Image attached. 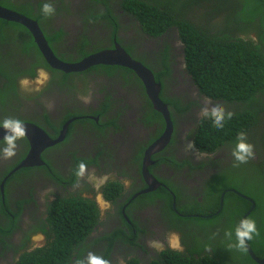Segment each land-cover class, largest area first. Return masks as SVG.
Returning <instances> with one entry per match:
<instances>
[{
  "label": "flooded vegetation",
  "instance_id": "af4514ba",
  "mask_svg": "<svg viewBox=\"0 0 264 264\" xmlns=\"http://www.w3.org/2000/svg\"><path fill=\"white\" fill-rule=\"evenodd\" d=\"M39 1L40 14L46 2L55 8L54 15H43L40 27L57 59L78 61L85 53L97 51L96 45L106 49L118 43L130 48L129 54L142 61L152 73H164L168 69L159 82L161 96L178 101L181 106H190L179 112L160 96L171 114L172 133L163 149L149 154L145 165L148 174L143 173L145 151L164 128L161 129L160 119L151 115L155 110L135 73L123 67L96 65L65 73L64 77V73L43 59L47 65L44 64L35 49L22 51L21 33L14 29L2 30V121L13 116L23 124L37 125L52 139L63 135L60 141L41 151L42 165L15 170L30 149L26 137L17 141L14 157L0 158V227L5 228L13 212H18L15 228L0 235V260L4 257L1 264H11L23 251L42 246L45 234L34 229L38 226L47 229L50 204L71 196L90 199L98 209L97 223L83 244L84 259L89 252L102 257V251L108 246L104 237L112 238L115 231L118 235L112 239L107 257L110 264H125L130 258L146 262L167 247L184 251L192 243L193 227L189 230L182 220L175 219V215L189 216L178 208L214 199L225 179L243 182L250 179L251 168L264 160L258 144V127L246 132L247 141L254 145L257 155L245 164L234 166L232 143L203 150L195 133L205 100L211 101L209 107L230 104L213 100L199 91L187 70L185 43L175 26L157 35L144 31L139 18L124 6V0H36ZM171 1L180 4L176 7L178 13H185L192 23L213 29L217 28L216 21L230 12L224 4L219 5L220 0ZM107 8L111 12L108 17L93 18L104 15ZM33 9L36 13L38 6L34 5ZM15 38L19 39L18 43ZM82 96H90V102L85 103ZM161 119L164 122L162 115ZM3 146L2 138L0 148ZM81 162L87 170L83 178H78L76 172ZM253 163L256 165L252 166ZM108 183L116 184L106 188ZM150 184L155 186L151 190ZM118 187L120 192L116 193ZM231 189L222 190L219 199ZM169 195L174 197V202L176 195L179 197L172 207L167 204ZM208 212L191 215L207 219L217 211ZM35 235L38 239L34 241ZM97 237L100 239L95 242ZM40 239L43 242L34 246ZM132 239L130 244L128 240ZM153 240L162 243L161 250L149 245Z\"/></svg>",
  "mask_w": 264,
  "mask_h": 264
},
{
  "label": "trees",
  "instance_id": "16d2710c",
  "mask_svg": "<svg viewBox=\"0 0 264 264\" xmlns=\"http://www.w3.org/2000/svg\"><path fill=\"white\" fill-rule=\"evenodd\" d=\"M21 1L0 0V5L36 20L40 27V20L43 17V13L39 12L41 1ZM165 1L124 0V6L139 18L142 29L152 35L160 34L171 25L175 26L185 43L187 70L199 91L213 100H223L230 104L224 108L226 112H232L233 116L225 121L222 129L214 127L211 119H201L195 133L198 145L206 151L225 142L235 145L239 132L246 133L250 128L258 127V144L264 157V0L232 2L220 0L219 5L224 4V8H230V12L216 21L215 29L208 28L202 23H192L186 18L185 13H178L171 0ZM34 5L38 6L36 13L33 9ZM107 14H111L108 8L104 15L93 18L108 17ZM6 29L17 30L24 36L22 51L29 52L32 48L41 56L26 28L18 23L0 19L1 39L4 38L2 30ZM54 38L56 36L50 40ZM14 41L18 43L19 39L15 38ZM98 49H101L100 45L94 48V50ZM125 49L130 52V48L125 47ZM87 54L85 53L84 56ZM41 60L46 64L42 56ZM99 66L109 68L104 65ZM118 67L120 66H116ZM122 69L132 72L128 68ZM165 72H154L155 80L160 82L161 75ZM63 76L67 75L64 73ZM161 95L162 93H159V96ZM161 97L179 112L185 111L190 106L189 104L181 106L178 101ZM170 112L172 113L171 110ZM151 115H156L160 119L163 129L165 124L160 113L154 111ZM3 118L4 116L0 117V121ZM255 165L256 163L252 164ZM249 178L247 182L235 178L225 179L222 186L216 190L214 199L211 198L205 204L194 200L196 203L178 208L189 216L175 215V219L182 220L189 230L193 227V231L190 230L192 243L186 246L184 251L167 247L149 261L141 262L138 258H130L125 264H257L247 251L228 247L229 244L235 243V227L250 207L246 199L230 190L225 193L222 208L216 215L207 219L191 215L218 211L219 195L225 188H232L251 197L255 207L246 218L256 222L259 235H254L247 243L257 257H262L264 255V160L257 167L251 168ZM114 184L116 183H108L106 188ZM115 191L120 192V188H116ZM173 199L172 195L168 196L169 207H172ZM178 199L176 195V203ZM17 216L18 212H13L10 223L5 228L0 227V235H5L15 228ZM97 218L98 209L95 202L90 199L78 196L57 199L48 208V228L38 226L34 229L35 231L40 229L39 231L45 234L43 245L23 251L11 264H75L77 260L84 259L86 250H83V244L86 236L96 225ZM225 231L233 232L231 240L225 237ZM117 235L115 231L112 238L104 237L108 240V246L105 252L102 251L103 259L107 260L112 239ZM99 239L97 237L95 242ZM0 240L2 241L1 238ZM128 242L132 244L133 239Z\"/></svg>",
  "mask_w": 264,
  "mask_h": 264
},
{
  "label": "water",
  "instance_id": "95a60500",
  "mask_svg": "<svg viewBox=\"0 0 264 264\" xmlns=\"http://www.w3.org/2000/svg\"><path fill=\"white\" fill-rule=\"evenodd\" d=\"M0 19L7 20L10 22H15L24 26L32 35L34 43L41 52L44 60L51 67L58 69L64 73L79 72L94 65H109V66L117 65L128 68L135 73V75L140 79V81L142 82L145 88L146 94L148 95L151 101L152 108L162 115L165 122V127L162 134L145 151L144 170H143L144 173L146 169L145 168L146 160L149 159V154L155 151H159L167 145V143L170 141L172 126H173L169 115L168 107L160 99L159 96L161 90V84L155 80L152 71L148 67H146L141 61L132 58L130 54L127 53L126 50L118 43H114V46L112 48H106L92 52L75 62L61 61L54 56L53 52L51 51L50 47L47 44V41L40 27L38 26L37 21L25 15H22L18 12L10 10L6 7H3L1 5H0ZM67 124L68 122L64 125V127H66ZM24 125L26 126L27 129V135L25 137L29 141L30 149L26 157L22 159L21 162L16 166L15 170L21 167H31L34 165L39 166L44 164V162L40 159L41 151L46 147L54 145L55 143H57V141H60L63 135V133H61V135L57 137V139H52L45 133V131H43L37 125L34 124H24ZM5 134H6V130L3 129L2 126H0V139H2ZM145 172L148 174L147 171ZM152 180L157 184V180L155 179ZM154 187L155 186L152 187V185L150 184L148 189L151 190ZM231 191L236 193L238 196H241L242 198L249 201L250 208L244 213L241 219L246 218L255 207L254 200L251 197L244 195L234 189H231ZM224 194L225 192H223L220 196L219 209L217 212H219L220 209L222 208ZM247 253L250 256V258L254 260L257 264H264V255L262 257H257L251 250L248 243H247Z\"/></svg>",
  "mask_w": 264,
  "mask_h": 264
},
{
  "label": "clouds",
  "instance_id": "9594fccd",
  "mask_svg": "<svg viewBox=\"0 0 264 264\" xmlns=\"http://www.w3.org/2000/svg\"><path fill=\"white\" fill-rule=\"evenodd\" d=\"M41 11H42L43 15H45L46 17L52 16L55 14L54 6L51 3H47V2L42 5ZM121 46L125 49V47L123 45H121ZM90 53H92V52H90ZM90 53H88V54H90ZM127 53H129V52H127ZM40 54H41V52H40ZM41 56H42V54H41ZM132 58H134V57H132ZM134 59H136V58H134ZM94 66H96V65H94ZM106 66H109V65H106ZM113 66H117V65H113ZM58 71H60V70H58ZM62 73H64V72H62ZM81 99L85 103H88V102H90L91 98H90V96H82ZM210 104H211V101L206 99L205 100V106L200 109V113H199L200 118L201 119H211L214 127L218 128V129H222L225 126V121L230 120L233 116V113L230 111L226 112L225 108L222 105L215 104V105H211V107H209L208 105H210ZM164 124H165V122H164ZM0 126H2L3 129L6 130V134L3 137L4 146L2 148H0V158L8 160V159H11L12 157H14L16 155L17 141L23 139L27 135V129H26V126L22 123V121L18 118H5L3 121H0ZM164 127H165V125H164ZM231 155L235 161L234 166H238L240 164H245L250 159L254 158V156L257 155L254 152V145L247 141V135L245 132L241 131L237 134V142H236L235 146L232 148ZM86 170H87V166L81 162L78 166V171L76 172L77 177L83 178L85 173H86ZM174 204H175V202L173 201V205ZM234 235H235V243L229 244L228 247L229 248H235L238 251L246 252L247 251V242L252 240L254 235H259V231L256 227V222L251 218L241 219L239 221V223L237 224V226L235 227ZM232 236H233L232 231H225V237H227L229 240H231ZM149 245L151 247L155 248L156 250H161V248H162V243L160 241H155V240L149 241ZM34 246H37V245H34ZM75 264H110V262L108 260L103 259L100 256H97L96 254H94L92 252H89L85 259L77 260L75 262Z\"/></svg>",
  "mask_w": 264,
  "mask_h": 264
},
{
  "label": "rangeland",
  "instance_id": "374dc122",
  "mask_svg": "<svg viewBox=\"0 0 264 264\" xmlns=\"http://www.w3.org/2000/svg\"><path fill=\"white\" fill-rule=\"evenodd\" d=\"M175 6L178 8V7H180V4L176 5V3H175ZM134 58H135V56H134ZM41 77H43V76L41 75ZM36 236H37V235L33 236V240H34V241H35L36 239H38V238H36ZM42 242H43V241H42ZM42 242H41V239H40L39 241L36 242L35 245H40ZM3 258H4V257H3ZM3 258H2V260H0V264L4 261Z\"/></svg>",
  "mask_w": 264,
  "mask_h": 264
}]
</instances>
